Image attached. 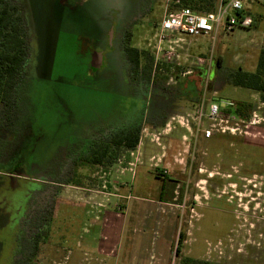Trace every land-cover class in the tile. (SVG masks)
I'll list each match as a JSON object with an SVG mask.
<instances>
[{"label": "rangeland", "instance_id": "1", "mask_svg": "<svg viewBox=\"0 0 264 264\" xmlns=\"http://www.w3.org/2000/svg\"><path fill=\"white\" fill-rule=\"evenodd\" d=\"M15 2L29 31L30 71L23 74L16 103L19 119L29 125L30 134L26 143L9 152L20 136L16 124L10 130L0 128V155L9 152L0 162V178L9 169L8 161L23 156L28 173L37 182L44 180L52 159L91 132L93 146L106 150V155L102 163H92V151L80 141L83 149L68 159L69 177L60 185L46 182L33 195L17 244L11 240L13 227L0 230V264L11 263V247L16 248L12 264H181L187 256L210 264H264V165L243 169L229 159L234 165L229 168L225 156H239L242 149L228 146V141L236 140L231 134L204 138L200 131L195 141L184 125L172 120L203 96L207 100L215 94L220 106L222 99L227 100L222 117L238 116L236 105L251 102L252 123L244 128L248 131L244 136L252 145L247 146L253 150V144L264 145L260 93L228 81L238 69L256 70L264 49V2L245 1L254 16L250 28L220 33L215 40L188 37L178 48L181 65L175 58L155 62L151 53L156 24L175 6H182L180 0ZM132 19L135 24L127 32L126 44L147 52L138 73L128 70L130 65L118 47L109 48L111 26L121 29ZM209 49L213 50L212 63L194 67L196 57ZM97 54L106 58L104 67L95 64ZM191 69V74L184 73ZM129 79L139 85L152 84L151 90L154 87L158 93L162 88L171 93L167 104L159 102L155 112L144 113L147 118H142L140 137L145 151L140 155L101 139L112 130L106 133L102 128L123 125L147 105L148 98L141 106L140 86ZM1 107L0 103V120L6 122ZM261 150L264 153V146L257 152ZM149 155L157 157L150 160ZM119 166L131 169L118 174ZM156 168H163L161 173L168 176L162 197ZM222 175L227 178L224 183L216 180ZM238 175L248 186L237 189L236 195L231 179ZM119 182L125 193L135 185L131 191L135 198L122 208L110 197ZM101 198L104 207L93 202ZM107 206L121 216L106 222ZM180 232L185 236L179 246Z\"/></svg>", "mask_w": 264, "mask_h": 264}, {"label": "flooded vegetation", "instance_id": "2", "mask_svg": "<svg viewBox=\"0 0 264 264\" xmlns=\"http://www.w3.org/2000/svg\"><path fill=\"white\" fill-rule=\"evenodd\" d=\"M64 2L65 1H63L62 3H64ZM134 24H135V20L132 19L129 21V23L127 25H125L121 29L116 28V25H112L111 28L108 30V34L111 37L110 41H109V44H110L109 48L110 49L114 48V50H115V48L118 47L119 51L122 52V54L124 55L125 62L128 61V59H127V48L129 46V43L128 44H126V43L129 42V38H130L127 32L129 30V28ZM126 39H127V41H126ZM115 41L118 44L116 46L115 45L112 46V44H114ZM97 55L98 56H96V58L94 59L95 64L98 67H102V66L104 67L107 63L106 58L104 57L103 54H102V56L99 54H97ZM128 70L131 71V67H129ZM129 82H130V79H129ZM130 83L132 85L140 86V89H141L140 90V97L142 96V98L140 99L141 106H142V102L146 101L148 98L147 105H145L144 107H140V111H139L138 115H136V117H134V119H128L126 122H124L123 125H120V126L118 125L115 127L113 126L110 128H102L103 130H106V133H108L107 132L108 129H112V130H111L110 136L103 135L101 137V139H104L107 142V144H113V145H117L118 147H121L122 150L125 147L123 145V143H114L112 141L110 142L109 140L111 139V137L113 135H119L123 131L129 130L131 128H135L136 130L139 131V134H140L142 131L141 130L142 118L143 117L147 118L146 114H148V112L150 113L152 110L155 112L157 109L156 104H159V102L160 103H162V102L166 103L171 98L170 91L165 89V88L164 89L162 88L161 90H159V93H158V92H156V90H154V87L152 88L153 90H151L150 87L152 86V84L151 85L149 84L150 86H147V85L135 84L132 82H130ZM216 85H217V83H216ZM147 87L150 88L149 94H148L149 89ZM144 113H146V114H144ZM249 120H250L249 118H245V119L241 120L243 122V124H238L234 120L231 122V124L236 125V128H235L236 131L235 132L219 134V136L231 134V137H233V139H236V140L228 141V144H229V145L227 144L228 146H230V145L242 146V149H240L241 153H239L240 154L239 156H238V154L236 155V153L232 154L231 158H228L227 156H225V160L227 161V165L229 168H234V165L231 164L229 159H232L234 162L236 160L237 164L241 165L243 167V169L244 168L253 169L254 166L258 167V166L264 165V153H263V151L261 150V152H257L258 149L262 148L264 145L253 144L254 145L253 146L254 151L249 150V148H251V147L247 146V145H252L251 143H247L246 137L244 136L248 133V131L244 130V128L249 127ZM135 123L138 124L137 127H133V126H135ZM20 132H21V134H19ZM29 134H30L29 125H26L23 123L21 125L20 131L18 132V135H20V136H18L17 141L13 144V146H11V148L8 149V151L9 152L12 151L15 147L19 146L22 142L26 143V140H27L26 138H27V135H29ZM92 134L93 133L91 132L89 135H87L83 139L75 140L74 142L71 143V145L69 146V148L67 149L66 152H64L61 156H57V158H53L52 161L50 162L49 166L47 167L46 178L44 180H41L40 182H37L36 179L33 178L32 175L28 173V163L26 162L25 157L15 156L11 161H8L10 164L9 169L6 172H3V177L0 178V230H4V226H6V228L8 226L11 228L13 227L14 230H11L12 231V239H11L12 242L14 241L17 244V240H18L17 234H18V230H20L19 227L21 225L22 220L26 216V214L32 208L31 204L34 201V199H32V197H33V195L36 194L37 190L38 189L41 190L42 186L46 182H51V183L60 185L61 180H63L66 177H69V166H68L69 161H68V159L71 157V154H76L78 149H83L84 146L79 144L80 141L83 140V142L88 145V148H86V149L90 150V152L94 150L95 147L93 146V142L91 139ZM10 143H12V142H10ZM219 143H221V140H219ZM222 143H224V142L222 141ZM78 144H79V146H77ZM122 150H121V152H122ZM103 151H106V150H103ZM9 152H6V154L4 156L0 155V162L4 161L5 158H8L6 155ZM91 154H92V152H91ZM237 157H239V159H241V160L243 159V162L241 160L239 162V160H237ZM256 160H259V162H255ZM224 176L225 175L218 176V178L216 180L223 182L227 179V178H224ZM231 181L236 183L235 185H233V189L231 190L234 193H236V195L238 194L237 189L244 190V188H247V186H248V184H245L243 182V181H245V179H243V177L241 175H238L233 180L231 179ZM247 183H249V182H247ZM24 189H25V191H24ZM245 191H246V189H245ZM24 193L26 194L25 198H24V195H25ZM218 197L220 198L221 196H218ZM231 197L235 198L234 195H231ZM230 202H233V200H230ZM10 204H11V207L8 208V206ZM15 216H17V219L15 218ZM1 227H2V229H1ZM11 250H12V247L10 248V257H11V263L10 264H12V261H13L12 257H13L14 251H16V248L13 249L12 251Z\"/></svg>", "mask_w": 264, "mask_h": 264}, {"label": "trees", "instance_id": "3", "mask_svg": "<svg viewBox=\"0 0 264 264\" xmlns=\"http://www.w3.org/2000/svg\"><path fill=\"white\" fill-rule=\"evenodd\" d=\"M178 1V0H174ZM182 6H188L198 12L212 11L216 8L219 0H180ZM147 52L138 48L128 46V63L136 73L143 60L146 59ZM30 43L29 31L26 27V19L19 5L15 0H0V103L1 113L7 115V121L0 120V128L10 130L16 124L17 132L20 131L23 121L19 119L17 108V94L20 88L23 74L28 75L30 71ZM132 70V71H133ZM151 72V71H150ZM230 84L236 87H245L257 90L264 102V49L261 50L255 71H245L238 69L228 77ZM253 110L251 102H242L235 107V113L243 118H249ZM140 140L139 131L135 128L125 130L119 135H113L110 142L123 143L124 150L135 149ZM92 163H102L106 151H99L94 148L92 151ZM159 171V172H157ZM156 174L163 180L160 196H163L168 183L167 176L158 169ZM37 236V235H36ZM184 232L179 234V246L184 241ZM37 242V238L35 239ZM178 246V248H179ZM29 260V259H28ZM24 264H29L24 262ZM181 264H210L208 261L184 257Z\"/></svg>", "mask_w": 264, "mask_h": 264}, {"label": "built area", "instance_id": "4", "mask_svg": "<svg viewBox=\"0 0 264 264\" xmlns=\"http://www.w3.org/2000/svg\"><path fill=\"white\" fill-rule=\"evenodd\" d=\"M245 1L219 0L214 10L206 12H198L188 6H175L155 26L152 37V59L159 62L161 59L171 61L175 58V63L181 65L183 57L181 58L178 48L183 47L188 37L202 36L215 40L220 33H230L237 28H250L254 23V16L245 7ZM257 1L264 2V0ZM213 56L212 49L198 55L193 62L194 67L203 68L209 65L213 61ZM192 72L191 69L184 73ZM215 96L214 94L212 99L207 100L203 96L192 107L186 108L182 116L173 115L172 120L184 125L195 141L200 131L202 132L200 136L204 138H210L214 134L235 132L236 125L231 122L235 120L238 124H243L241 120L245 118L231 114L222 117L221 111L228 102L225 101L224 105L220 106L215 101ZM249 119L250 125L252 119L250 117ZM192 126L195 130H192ZM184 136L187 138L186 135ZM131 154L133 155L134 152L131 151Z\"/></svg>", "mask_w": 264, "mask_h": 264}, {"label": "crops", "instance_id": "5", "mask_svg": "<svg viewBox=\"0 0 264 264\" xmlns=\"http://www.w3.org/2000/svg\"><path fill=\"white\" fill-rule=\"evenodd\" d=\"M143 138L142 137H140V140H139V143H138V146L134 149L135 151H133L132 149H131V151H133L134 152V154L135 153H137V154H141V150H142V152H144L145 151V149H144V140H142ZM151 143V142H150ZM130 151V150H129ZM131 151H130V153H131ZM133 154V155H134ZM150 157H149V159L150 160H152V159H154L155 157H157V155H149ZM129 164L131 165V162H129ZM156 166L157 165H159V164H155ZM161 167V166H160ZM129 169H131V168H125V167H120L119 166V168H117V170H118V174H123L124 172H126L127 170H129ZM160 170V171H163L162 169L163 168H156V170ZM165 171V170H164ZM167 171V170H166ZM118 174H117V176H118ZM168 177V176H167ZM157 178H159V177H157ZM162 182H163V180L161 179V178H159ZM162 186V185H161ZM123 183H121V182H119V183H117L116 184V193H112V195L110 196V197H112V198H116V203H118V201H119V203H118V207H120V208H122L123 206H124V203H127L129 200H131V199H133V198H135V195H133L132 193H131V191L133 190V189H135V185H133L132 186V189L128 192V193H125L124 191H123ZM161 189V188H160ZM104 195H107L106 193H103ZM96 195V194H95ZM97 197H99V195H97ZM92 198V197H91ZM106 200H108V198L106 199ZM104 201H105V199L103 198H101L100 200H95V201H93V202H96V204H97V206L99 205V207L101 206V207H104L105 205V203H104ZM124 208H126V206L124 207ZM114 215H116V217H120L121 215H119V214H117L116 212H114V210H111V209H108V206L104 209V217H106V222H108V221H111V220H113V216ZM121 232H123V230H121ZM105 257H108V255L107 256H105Z\"/></svg>", "mask_w": 264, "mask_h": 264}, {"label": "water", "instance_id": "6", "mask_svg": "<svg viewBox=\"0 0 264 264\" xmlns=\"http://www.w3.org/2000/svg\"><path fill=\"white\" fill-rule=\"evenodd\" d=\"M63 1H65V0H60V2H63ZM217 98H218V97H216V99H217ZM225 101H227V100H223V99H222V105H224V102H225Z\"/></svg>", "mask_w": 264, "mask_h": 264}]
</instances>
